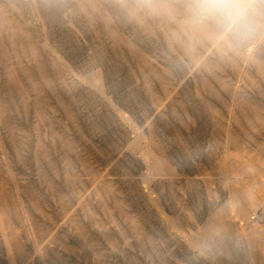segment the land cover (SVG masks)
Returning a JSON list of instances; mask_svg holds the SVG:
<instances>
[{
	"label": "rangeland",
	"instance_id": "1",
	"mask_svg": "<svg viewBox=\"0 0 264 264\" xmlns=\"http://www.w3.org/2000/svg\"><path fill=\"white\" fill-rule=\"evenodd\" d=\"M247 4L237 39L189 0H0V264H212L169 223L226 202L236 135L264 162L242 101L264 109V0Z\"/></svg>",
	"mask_w": 264,
	"mask_h": 264
},
{
	"label": "bare ground",
	"instance_id": "2",
	"mask_svg": "<svg viewBox=\"0 0 264 264\" xmlns=\"http://www.w3.org/2000/svg\"><path fill=\"white\" fill-rule=\"evenodd\" d=\"M256 51H258V50H256ZM248 55H252V54L249 52ZM250 60H251V58H250ZM209 64H211V63H209ZM236 98H238V97H236ZM236 98L234 97L233 99H236ZM242 98L241 99L244 103V106L246 105L247 107H249L252 110L253 116H255V120H257V121L263 120V125H264V114H262V113H264V112H262L263 107L256 105V104H258V102L254 101L253 98H250V97H242ZM263 99H264V97H263ZM231 101L233 102V100H231ZM238 101H239V99H238ZM236 105H237V103H236ZM232 106H234V105L232 104ZM232 106L227 108V109L230 108L229 111L231 114H230V117L228 118V121H226V122H229L230 124L232 122L231 119L233 118V110H234ZM235 108H236V106H235ZM225 109H226V107H225ZM263 111H264V109H263ZM252 112H251V114H252ZM248 120H249V117H248ZM229 123H228V125H230ZM233 132H235V131H233ZM238 135H240V134H238ZM235 138H237L238 140L235 142H231L234 144V146H232V144H231V146L234 147L233 149L236 150V153L235 152H233L234 154L233 153H231V154L226 153L227 155H230V156H225L226 154L225 155L223 154L225 158L222 157L223 162H220L222 164L221 170H222L223 178L219 182V184H221L227 188V192H226L227 200H226V202L225 203L222 202L223 204L222 203L218 204L220 202H218L216 204L214 202L215 204L211 205V207L209 209L210 210L209 211L210 217H208L205 221L203 220L204 222L202 224H200V225L197 224L198 225L197 227H194V225L192 223L193 222L192 221V218H193L192 212L193 211H190L191 209H189V207H188L189 213L187 214L188 216L186 217V220L184 221V223L180 222L179 220L173 219V217H170L171 219L170 218L169 219L171 220V222L169 221L170 222L169 227H170V231H171L172 235L174 237L179 238L180 241H182L181 243H183L182 244L183 251L185 252V254L187 256H197V257L206 256L210 259L212 264H259L258 251L261 250L263 252L262 256L264 258V172L260 171V170L258 172L253 171V170H255V168H254L255 165H253V164H254V162H257V161H254V159H256V154H259V153H257V149H255L254 144L251 143V144H253V146L248 145L247 143L245 144L243 141L239 140V137H237V135ZM229 142H228V144H229ZM144 147H146V146H144ZM194 148H196V147H194ZM205 148H206V146H205ZM223 148L227 151L229 147H228V145H225V146H223ZM224 149H223V151H224ZM210 151L214 152L215 150L212 149V147H211ZM141 152H142V156L143 155L144 156L149 155V152L146 150H142ZM214 154H215V152H214ZM149 157H150V155H149ZM217 157H218V155H217ZM242 157H246V159L244 158L245 160H243ZM257 158H260V157L257 156ZM161 159L157 156L154 157V161L160 165H162ZM211 160H212V158H211ZM163 161H166V160H163ZM260 162L264 163L263 160H261ZM260 162L258 164H260ZM201 163H203V162H201ZM201 163L198 161L193 166L194 168H196L197 174H198V170H201V172H203L202 169H199V168H201L200 166H203V165H201ZM209 164H207V165H209ZM252 168H254V169H252ZM258 168H256V170ZM188 173L190 174V172H188ZM205 174L207 175V173H205ZM200 176L201 175L199 174V177ZM204 176L205 175H203V177L201 178V180L199 182L197 180L196 185L201 184L200 183L201 181L207 182L209 184H215L216 183V181H213L212 178H210V177L208 178V176H206V177H204ZM216 179H218V178H216ZM188 182L192 183L191 181H188ZM189 188H190V186H189ZM218 188L219 187H217L216 190L220 194V191ZM188 190L186 189V191H188ZM190 191H192V189H190ZM190 191L187 192V194H189V196L191 197L192 194ZM213 193H215V192H213ZM223 194H225V192ZM221 198H223V195ZM186 199H188V197ZM163 213L165 215H169L165 211H163ZM260 260H262V259H260ZM263 263H264V261H263Z\"/></svg>",
	"mask_w": 264,
	"mask_h": 264
},
{
	"label": "clouds",
	"instance_id": "3",
	"mask_svg": "<svg viewBox=\"0 0 264 264\" xmlns=\"http://www.w3.org/2000/svg\"><path fill=\"white\" fill-rule=\"evenodd\" d=\"M189 11L218 31H231L240 39L251 26L247 0H189Z\"/></svg>",
	"mask_w": 264,
	"mask_h": 264
}]
</instances>
